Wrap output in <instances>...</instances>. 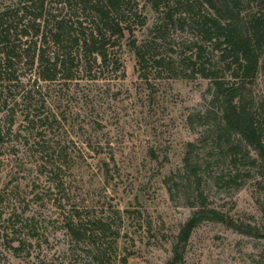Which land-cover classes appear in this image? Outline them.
Instances as JSON below:
<instances>
[{"label": "rangeland", "instance_id": "374dc122", "mask_svg": "<svg viewBox=\"0 0 264 264\" xmlns=\"http://www.w3.org/2000/svg\"><path fill=\"white\" fill-rule=\"evenodd\" d=\"M12 1L0 0V9ZM187 1L162 0L155 11L149 0H132L138 18L130 22L137 43L155 41L144 68L124 42L118 51L123 75L108 66L97 68L96 78L43 84L31 98H23L18 89L10 111L13 131L0 150V264H94L89 243L69 241L60 227L59 208L48 200L54 190L48 187L54 184L51 164L37 151L39 139L57 151L65 147L73 159H60L65 188L60 204L79 207L85 219L107 218L119 230L118 255L128 254V264H166L175 235L196 206L198 191L210 207L253 230L246 233L223 222L204 221L191 233L185 264H264L261 171L247 160L231 166L202 124L212 121L215 111L207 119L200 117L211 107V82L193 74L182 60L201 39L185 10ZM250 6L264 12V5L253 1ZM167 11L172 19L165 20L162 35L155 37L158 32L152 27L163 22ZM153 58L163 63L156 65ZM258 77L253 86L257 94L264 92ZM25 88L30 89L28 84ZM26 116L35 124L30 129ZM3 118L8 120L7 115ZM195 162L199 165L193 176L189 165ZM220 171L239 172L240 186L225 185V177L216 182ZM36 192L46 194L42 202L34 200ZM16 237L29 243L21 255L11 248L18 244Z\"/></svg>", "mask_w": 264, "mask_h": 264}, {"label": "trees", "instance_id": "16d2710c", "mask_svg": "<svg viewBox=\"0 0 264 264\" xmlns=\"http://www.w3.org/2000/svg\"><path fill=\"white\" fill-rule=\"evenodd\" d=\"M149 1L155 11L162 2ZM253 1L258 7L264 5V0H188L185 10L201 39L193 43L191 53L182 56V60L193 74L211 82V107L200 114L207 119L210 111H215L212 121L202 122L208 128L206 131L217 147L226 152L231 166L236 168L247 160L252 168L261 171L259 178L264 185V92L257 94L253 88L260 75L264 83V12L252 10ZM132 3V0H14L0 9V150L13 131L15 120L10 111L19 90L23 98H31L43 84L67 85L77 78H96V69L108 66L123 75L118 51L124 42L134 52L137 65L145 67L146 57L153 56L151 47L155 41L137 43L130 19L138 15ZM172 16L167 11L163 22L154 24L152 31L158 32L155 37L162 35L161 25H165L166 19L171 21ZM205 43H209V49ZM154 62L160 65L163 59L156 58ZM26 84L30 89L25 88ZM5 115L8 120L3 118ZM25 121L29 129L35 126L32 118L26 116ZM39 140L37 151L43 162L51 164L50 179L54 184L48 187L54 188L48 200L59 208L60 227L69 241L74 245L88 242L94 264H128V254L118 255L119 230L107 218L93 215L85 219L79 207L60 204L65 196L60 159L65 163L73 159L65 147L59 146L57 151L49 141ZM191 145L192 142L187 143ZM241 149L244 153H240ZM188 154L184 157L186 164ZM197 165L198 162L189 165L193 176ZM223 177L225 185L241 184L237 182L239 172L230 175L220 171L214 179L218 182ZM45 195L36 192L34 200L42 202ZM196 198V206L175 235L166 264H185L191 233L204 221H219L252 233L250 225L238 224L210 207L201 191ZM262 211L264 216V205ZM14 219L18 221L17 216ZM15 239L18 244L11 248L15 255H21L29 243L21 237Z\"/></svg>", "mask_w": 264, "mask_h": 264}]
</instances>
